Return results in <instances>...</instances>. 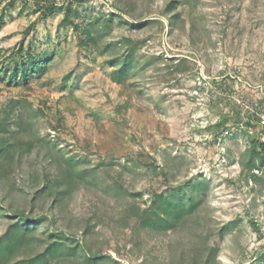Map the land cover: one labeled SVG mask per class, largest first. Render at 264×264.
<instances>
[{
    "label": "rangeland",
    "instance_id": "374dc122",
    "mask_svg": "<svg viewBox=\"0 0 264 264\" xmlns=\"http://www.w3.org/2000/svg\"><path fill=\"white\" fill-rule=\"evenodd\" d=\"M0 21V237L41 221L15 260L60 235L78 250L52 264H264V0H0Z\"/></svg>",
    "mask_w": 264,
    "mask_h": 264
},
{
    "label": "trees",
    "instance_id": "16d2710c",
    "mask_svg": "<svg viewBox=\"0 0 264 264\" xmlns=\"http://www.w3.org/2000/svg\"><path fill=\"white\" fill-rule=\"evenodd\" d=\"M39 9L45 12L46 15H52L53 9L55 8L54 3H43V5H38ZM64 16L62 23L65 25H72L74 28H78V23L75 22V17H79L78 11L73 7L72 3L68 2L64 7ZM113 17H110L108 21H111ZM1 23V21H0ZM92 39V29L86 28L84 31V37L82 40ZM25 59L21 63L24 80H27L30 73V68H37L39 60L37 59L35 53L28 47L23 56ZM131 55L125 56L121 60L120 68L117 71L119 77L123 75L132 66ZM29 66V67H28ZM32 72V71H31ZM14 76H17V68L13 71ZM3 145V144H2ZM259 146L261 151L264 152V142L259 141ZM7 152V153H5ZM9 155V151H6L3 147L0 148L1 154ZM65 191H62L64 193ZM61 193V191H60ZM198 197H190L188 205H185L183 198H174V195H155L151 206L149 207L150 215L154 219H150L154 226H163L167 222L165 217H179L183 212H188L193 210L202 200L205 194V187L203 183L199 184ZM160 211H163V217L160 215ZM156 218V219H155ZM41 222L40 220H35L30 217L20 215L18 219L10 225L7 231L2 237H0V264H52V260L59 256H73L77 252L78 247L66 246L63 238L60 235L53 236V241L49 242L43 251L36 253L34 255L28 256L26 258H20L15 260L14 258L21 252V250L30 244L31 239L34 238V232L37 225ZM214 252L206 259L205 264H211L214 261ZM87 260L94 261L97 259L95 254H87Z\"/></svg>",
    "mask_w": 264,
    "mask_h": 264
},
{
    "label": "built area",
    "instance_id": "2783aa9c",
    "mask_svg": "<svg viewBox=\"0 0 264 264\" xmlns=\"http://www.w3.org/2000/svg\"><path fill=\"white\" fill-rule=\"evenodd\" d=\"M259 121H260V123L262 125V128H264V113L259 115ZM261 141L264 142V132H263V138H262Z\"/></svg>",
    "mask_w": 264,
    "mask_h": 264
}]
</instances>
